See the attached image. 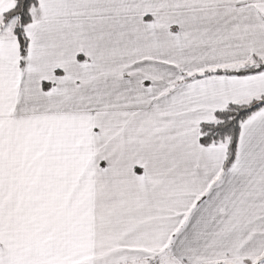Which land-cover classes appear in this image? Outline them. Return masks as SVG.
<instances>
[{
  "label": "snow or ice",
  "instance_id": "obj_1",
  "mask_svg": "<svg viewBox=\"0 0 264 264\" xmlns=\"http://www.w3.org/2000/svg\"><path fill=\"white\" fill-rule=\"evenodd\" d=\"M0 264H264V0H0Z\"/></svg>",
  "mask_w": 264,
  "mask_h": 264
}]
</instances>
